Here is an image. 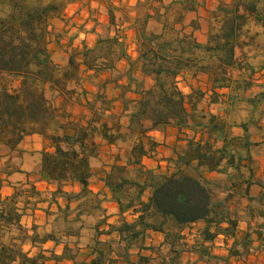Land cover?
<instances>
[{"label": "trees", "instance_id": "trees-1", "mask_svg": "<svg viewBox=\"0 0 264 264\" xmlns=\"http://www.w3.org/2000/svg\"><path fill=\"white\" fill-rule=\"evenodd\" d=\"M77 1L49 0L32 5L26 0H0V145L13 153L25 138L40 136L46 149L41 152L38 172L57 185V195L68 200L88 194L92 180L101 181L121 215L134 218L109 230L126 244V264H219L222 259L212 254L211 244L219 236L235 239L238 229L239 220L230 204L245 194L263 208L260 215L264 219V179L256 178L251 167L253 144L248 123L239 126L243 137L234 136L231 130L236 126L227 121V108L222 115L201 110L200 105L207 100L210 107L233 106L239 93L253 89L251 78L256 72L242 50L255 38L243 41L242 30L250 18L264 30V2L239 3L236 11L220 5L212 13L216 24L207 43L201 44L194 36L198 21L186 23V15L197 11V0L169 4L139 0L136 7L140 12L132 23L141 64V76H136L119 35L99 38L94 48L72 54L67 65L54 61L49 49L50 21ZM110 21L115 26L114 13H110ZM151 23L158 24L160 30H150ZM122 59L130 62L127 84L121 85L122 96L131 92L138 97L125 131L111 112L113 102L107 94V84L119 85V80L99 85L92 99L85 86L86 73H93L88 80L93 84L100 75L113 74ZM235 70L248 73L250 79L234 80ZM186 75L194 79L206 76L208 90L190 87L191 92L185 94L179 79ZM246 99L254 104L264 101V92ZM128 111L125 103L123 112ZM170 127L178 130L176 145L155 168L148 167L144 161L156 159L160 147L153 132ZM132 141L126 151L120 149ZM103 144L119 147L109 166L102 164ZM11 174L0 168V207L4 203L2 190ZM66 185H78L81 192L68 194ZM253 186L260 188L258 196H252ZM21 217L18 211L0 209V222H15L25 232ZM198 223L203 227L190 245L185 231ZM263 230L264 223L258 235L262 236ZM152 233L164 237L160 246L147 244ZM251 245L249 233L241 241L235 240L231 257L246 256ZM132 249L139 251L135 258L130 254ZM187 253L197 255L198 260L185 261ZM39 259L21 250L0 249V264L18 260L19 264H40ZM116 261L107 262L102 255L90 264Z\"/></svg>", "mask_w": 264, "mask_h": 264}, {"label": "crops", "instance_id": "crops-1", "mask_svg": "<svg viewBox=\"0 0 264 264\" xmlns=\"http://www.w3.org/2000/svg\"><path fill=\"white\" fill-rule=\"evenodd\" d=\"M138 1L115 0L113 3L116 7H120V2L123 5L136 6ZM140 1L144 2L146 0ZM248 1L197 0V11L188 14L186 23H190L192 20L198 21L199 28L194 31V36L199 43L205 44L207 43L210 29L216 24L214 19H212V13L216 9L220 5H226L232 8L233 11H236V6L239 3L244 4ZM262 1L264 2V0ZM89 3L94 5V0L74 2L67 6L61 18L52 20L50 30L55 35L49 44V49L56 63L67 65L70 58L68 53L56 52L57 46L63 47L65 52H71L75 49L79 53L83 52L85 47L94 48L96 46L99 34H102V30L99 28L103 23L107 25L109 17L105 15L103 6L98 4L96 9L99 10V7H101L100 15H96L95 20L92 21ZM243 13V10H241L240 14ZM249 20H252L260 28L259 31H261L264 37L263 28L257 24L254 18H250ZM245 28L246 26L242 30V40L250 42L254 37L250 36L252 34H248ZM117 30V32L112 34V37L118 34L125 41L127 53L131 57V63L133 64V73L136 76H141L136 32L132 27V22H127L124 19L122 26H118ZM256 47L257 44L254 39L242 52L246 54ZM57 58H60V60L58 61ZM129 64L128 60L122 59L118 61L113 74L104 73L96 79L93 78L95 85L87 81L85 86L90 91V99L97 92L99 85H104L112 79H118L120 85L127 84L126 74L130 68ZM86 76H88V79L92 78L93 73H86ZM199 79L208 80L206 76L199 77ZM181 80H183V77L179 79V81ZM179 86H181L180 83ZM115 87V84H107V94L113 102L112 106H116L117 108L115 109H119V102L112 98V90ZM119 95L117 94L116 97H119ZM132 98L137 99L138 97L133 93ZM115 109L112 108L111 112L115 113ZM170 131H175L178 134L176 128L170 127L164 131L153 132V136H159L162 132ZM31 140L40 142V146L38 145L36 150L43 151L46 144L38 135L25 138L22 144L25 141ZM0 146L1 148L8 149L4 145ZM150 161L152 160H145L144 163L148 165ZM157 165L158 162L156 163ZM161 165L163 166L164 163L161 162ZM22 175L20 172L12 173L9 180L14 178L22 181ZM27 181H33V179L29 177L28 179L26 178L25 182ZM33 182L35 183L25 188L11 187L9 183H6L2 190L4 203L0 209L14 210L22 214L20 225L25 232L20 231L15 222L12 224H7L4 221L0 222V249L6 247L16 251L22 250L30 258H41L38 260L40 264H90L102 255H105L107 262L112 259L117 260L115 264H126L124 260L127 253L126 244L118 233L113 232L110 234L109 230L111 226H119L124 220L133 222L134 218L129 214L121 215L118 205L112 199V194L101 181L97 179L92 180L89 187L90 192L79 197H74L72 200L57 195V185L50 183L46 178L41 180V177H37V180ZM33 185L36 189H33ZM26 188H31V190L29 192L25 191L24 197H18L20 191ZM64 191L68 194H79L81 188L78 185H66L64 186ZM250 191L252 196H258L260 188L253 186ZM230 209L237 214L239 220L236 237L234 239L219 236L211 244L212 254L222 259L219 264H264V230L262 236L258 235L260 225L264 223V219L260 215V210H263V208L257 207L255 203L250 202L248 197L243 194L239 201H234L230 204ZM196 226L201 229L203 224H195L185 231L190 245L194 244L199 237V229L196 231L194 228ZM248 233L252 236L251 248L258 250L256 257L253 258L248 253L242 258L231 257L230 251L234 246L235 240L241 241ZM163 240L164 237L162 235L152 233L148 237L147 244L158 247L162 244ZM66 250L67 256L64 257L63 255ZM138 253L139 251L136 249L130 251L133 258ZM144 254L151 255L150 252H145ZM248 258H253L254 260L251 262ZM184 259L185 261H196L198 260V256L187 253ZM261 260H263V263L260 262ZM19 263L20 261L18 260L15 264Z\"/></svg>", "mask_w": 264, "mask_h": 264}, {"label": "rangeland", "instance_id": "rangeland-1", "mask_svg": "<svg viewBox=\"0 0 264 264\" xmlns=\"http://www.w3.org/2000/svg\"><path fill=\"white\" fill-rule=\"evenodd\" d=\"M26 1L32 5H44L49 2V0H26ZM79 1H82V0H79ZM114 1L115 0H94V5H91V3L88 4V6H90V18L92 21L95 20L96 15L98 14L100 15L101 7H99V10L96 9L98 4L103 6V11L105 12V15L109 17V21L107 25L106 24L104 25L103 23L101 24L99 28L100 30H102V34H99V38L112 37V34L118 31L117 27L122 26L124 19L127 22L133 23L134 18L140 12L139 10H137L136 6L123 5L122 2L119 3L120 7H116L113 3ZM158 1L159 0H150V2H153V3H157ZM163 1L165 2V4H169L173 0H163ZM68 5H66V8ZM110 13H114L116 16L115 26L111 24ZM63 14L64 12L61 14L60 17H58V19L61 18ZM98 19L99 18L97 16V20ZM186 19L188 20V15H186ZM52 20L50 21V27L52 26ZM150 30L159 31L160 26L156 23H151ZM259 30L260 28H258L257 25L252 20L247 21L245 31L248 34H252L250 36H253L255 38L256 44H257V47L255 49L248 51L246 53L248 55L246 58L248 64H250L256 72V75L253 78H251L254 82V89H252L250 92H247V93H239L237 100L235 101L233 106L229 105L227 107L225 106L210 107L208 106V103L206 100L201 103L200 109L212 112L214 114L218 113V114L223 115L226 113L225 108H227L229 112L227 115V121L229 122V124L236 126L235 128H232L231 130V134L234 136L243 137L244 132L241 128H239V126L242 123H245V122L248 123L250 140L253 144L250 149V154L252 157L251 167L255 170L256 178L264 179V101H261V102L258 101L256 104H254L246 99V98L254 97L260 92H264V73H262V69L264 66V37L261 31ZM54 35L55 34L52 32V38ZM56 52L68 53L70 56L74 53H79L78 50H75V49H73L71 52L69 51L65 52L63 50V47H59V46H57ZM57 60L59 61L60 58H57ZM232 76L234 80H237L239 78L250 79V76L248 75V73L241 74L239 73V71H236V70L232 72ZM85 78H86L85 80L86 81L85 85H86L89 79H88V76L86 75H85ZM89 82H91V80ZM179 83L181 84L180 87L185 94H189L191 92L190 87L201 88L204 91H207L209 88L208 81H204L203 79L201 80L199 78L194 79L192 78L191 75H186L185 77H183V80L179 81ZM93 85H95V82L93 83ZM122 92L123 90L120 84L116 85V87L112 90V93H113L112 98L115 101L119 102V105H118L119 109H115L117 107L114 106L113 108L115 109V113L113 114H115L116 116L115 120H119L123 131H125L127 128V124H128V116L135 108L136 99L132 98L133 93L131 92L126 93L124 96H122ZM222 92L227 93L229 91L224 90ZM117 94H120L119 97H116ZM125 103L128 105V110H129L128 113L123 112ZM75 111L79 114L83 113V111L80 109H77ZM177 135L178 134H176L175 131L162 132L159 136L155 135L157 141L160 143V147L158 149L156 159L148 162V165H147L148 167L155 168L157 162L163 161L167 156L171 154L172 147L176 145ZM132 143L133 141L126 146L120 145V149L123 150L124 152L127 150V148H130ZM238 143L239 144H237V146L240 149L244 150V148L242 147V142H238ZM38 145L40 146V142H37L35 140H31L27 142L25 141L13 153L11 152L9 148L8 149L1 148L0 146V168L7 170L8 172H11V173L20 172L21 174H23L22 181L14 179V178L11 180H8L7 183H9L11 187L25 188L26 186L28 187L31 184L35 183L33 181L37 180V177H41L38 170L40 167L42 151L36 150V147ZM45 149H46V145L43 150ZM118 149L119 147H111L106 144H103L100 149L102 164L109 166L113 162L114 155L118 152ZM95 164H96L95 168L99 169L100 165L97 166L98 162H96ZM29 177H31L33 181L25 182L26 178L28 179ZM42 179L44 178L41 177V180ZM33 189H36L34 185H33ZM29 190H31V188L22 189L18 197H24V192L25 191L29 192ZM194 228L196 231H198L199 229L198 226ZM253 233L255 234V232ZM257 251L258 250H255V248H253L252 252H250L249 255H251L254 258L256 257ZM253 258H248V260L252 262L254 260ZM260 262L263 263V260H261Z\"/></svg>", "mask_w": 264, "mask_h": 264}]
</instances>
